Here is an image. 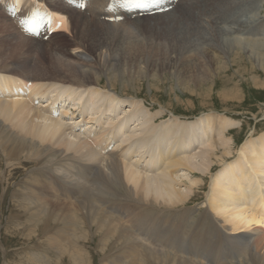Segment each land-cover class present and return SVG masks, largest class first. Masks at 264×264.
<instances>
[{
	"label": "bare ground",
	"instance_id": "bare-ground-1",
	"mask_svg": "<svg viewBox=\"0 0 264 264\" xmlns=\"http://www.w3.org/2000/svg\"><path fill=\"white\" fill-rule=\"evenodd\" d=\"M9 1L16 11L23 2ZM53 1L54 14L63 24L46 41L18 31L12 17L0 11V94L5 96L0 97V153L6 166L0 168V179L7 185L16 170L12 164L24 166L22 158L32 160L26 178L14 183L16 200L11 203L25 217L27 236L44 237L61 264L63 258L70 264H93L85 244L94 238L99 264H264V130L257 135L251 131L236 146L230 129L238 119L217 111L193 122L174 118L170 111L162 118L163 109L150 111L136 97L126 96L130 98L118 102L129 109L122 114L113 101L121 96L111 92L115 89L109 78V86H100L98 76L101 69L116 67L114 51L110 56L103 47L114 38L128 39L127 26L165 34L157 43L161 47L151 48L167 49L169 44L176 56L194 51L197 60L190 63L186 87L192 86L191 92L201 88L207 96L214 76L233 62L245 60L264 70V31L253 30L264 21L262 0L252 9L251 2L240 6V0H218L223 4L216 11L208 6L213 12L209 24L204 23L208 10L199 6L204 0H179L169 11L125 16L119 22L100 17L105 0H93V19L74 9L73 1V7ZM60 13L66 14V22ZM66 30L74 39L69 41L72 49L84 53L70 51L72 57L66 58L65 46L49 43ZM29 50L37 52L34 61L27 58ZM172 60L163 58L168 64ZM251 80L264 86L255 75ZM230 87L219 90L222 98L238 96L236 85ZM55 109L69 114L71 126L80 125L81 132L101 122L110 128L81 138L52 114ZM127 128L131 131L125 133ZM111 133H125L119 140L125 144L103 153L107 141L114 143ZM131 155L148 160L126 161ZM179 167L181 173H176ZM186 171L195 177L188 189L179 190L177 178ZM208 177L210 191L197 209L190 202L203 200L199 192ZM178 237L192 239L173 244ZM31 258L49 262L37 253Z\"/></svg>",
	"mask_w": 264,
	"mask_h": 264
},
{
	"label": "rangeland",
	"instance_id": "rangeland-1",
	"mask_svg": "<svg viewBox=\"0 0 264 264\" xmlns=\"http://www.w3.org/2000/svg\"><path fill=\"white\" fill-rule=\"evenodd\" d=\"M46 1L50 3V0H46ZM199 1L200 0H197L196 4ZM259 1L260 0L257 1L240 0L238 5L240 4V6H242L243 3L251 2L249 4L252 9L254 7L253 3L254 2L259 3ZM58 3H62V2H58ZM50 4L51 6L54 5V1L53 4L52 3ZM221 4L223 3L218 0H204L203 4L199 5L201 9L205 8L209 12L210 17H205L204 23L209 24L212 22L213 12L209 9L208 6H212L213 10L216 11ZM51 6L49 7L53 9ZM0 11H2L3 14H5L7 17H10L9 15H7L5 11L2 10L1 6H0ZM260 12L264 15V0H262V8ZM86 16L91 17L89 12L87 13ZM127 19L128 17L127 18L124 17V20ZM120 23L118 24L119 26L116 25V28H118V30L120 27ZM126 28L128 29L130 28L127 31L128 32L127 35L129 36L128 39L114 38L113 41L112 40L111 42L109 41L114 46L108 42L109 43L107 44L108 46L105 48L103 47V49L105 50L107 49L111 52L110 56H112L113 54L112 50L114 51L116 67L113 69L112 68L108 69L106 71L105 68L101 69L102 67L101 66L100 67L101 71L98 75L100 86H104V85L109 86L108 84V78H109L113 85L112 88L115 89V91H111V92L115 95L121 96L115 98L113 101L117 102L114 103V105L120 104L122 114L124 112L125 113L128 112L129 109H127V107H125V104H123L122 102L121 103L118 102L119 100L130 98L126 96L136 97L137 101L140 102V103L138 102V104L148 107L150 111L156 109H163L161 115L162 118H167L170 111L173 113L172 116L174 118L184 117L186 119H189V121L193 122L196 117L200 116L205 112H210L211 110L215 112L217 111L219 113H224L225 115L233 116L235 117L234 119L236 120L238 119V121L234 122V127L230 129V133H235L236 146L239 143H241L244 139H246L251 131H254L255 135H257L261 130H264V88H263L264 86L258 87L251 80V77L254 75L255 78L257 76V78L264 80V70L262 68H258V67L252 68V65L246 62L245 60L242 62H233L232 66H227L225 70H221L220 72H218V74H216V76H214L215 84L213 86V91L211 90L207 94V96L204 95L205 93L203 94L201 88L194 89V91L191 92L190 87L192 86H188V89L186 87L190 83L189 76L191 73L190 71L191 69L188 71L190 67V63L194 60H197L195 58L196 56L193 50L189 52H183L176 56L175 53H171L172 48H170L168 43H166L168 44L166 45L167 49L158 48V47L151 48V44L159 46L157 43L163 41V39L161 38L165 36V34H161V32L151 29L149 27L146 28L140 27L138 28V31L128 26ZM253 28L255 32L264 31V21L261 20L259 22V26L257 27L256 25ZM17 30L20 31L18 28ZM57 34L54 35L53 40L49 41V43L50 42L53 43V41H55L65 46L68 52V53L65 52V54L67 55L66 58L72 57L71 55H69L70 51L73 53H84L77 51V49L75 48L72 49L71 47L72 44L69 41L70 39L71 40L74 39L71 33L69 32V30L62 31ZM168 34L170 33L168 32ZM241 37L243 36L241 35ZM246 38L248 39V37ZM84 40L85 42H83V45L87 49L88 46H86L85 43H87L88 40L87 39ZM134 43H139V46L135 45ZM86 49L83 51H85L87 55L89 54L90 56H93V54L90 51H86ZM160 49L161 51H159ZM24 52L26 51L24 50ZM104 53L106 54V58H107L108 52L105 51ZM27 56L28 59L31 57L30 60L34 61L37 57V52H33V51L30 52L29 50V52H27ZM168 56L174 59L172 60L173 62L171 64L165 63L163 61V58ZM239 56L240 58H242L241 53ZM95 60L96 57L94 56L93 63ZM231 84L236 85V90H237L236 94L238 96L235 99L233 98V100L227 99L226 97L222 98L220 95L221 92L219 90L225 88L231 89L230 87ZM68 86H73V88L77 89V87L74 85H68ZM111 92H109V94H111ZM109 94L108 93L106 94L108 98H110ZM103 96L105 95L103 94ZM99 108L100 109L103 108V104H100ZM75 112L77 115L78 113L76 110L73 112V114L75 115ZM61 115L70 116L69 114H59L58 116ZM120 117L121 115H118L116 118H120ZM59 118L63 119V121L66 123L67 129L70 132H72L73 131L72 128L74 127L71 126L72 121L68 122L63 117H59ZM238 122L240 124H238ZM88 126H92V127H85V128L83 127V131H82L83 134L81 130L72 133L76 135L77 133H79L80 134L79 136L81 138L91 139L93 136L92 134L94 132H97L96 131L97 127L99 131L101 128H102L101 130H104L105 128L106 130H108V128H110L109 126H106L103 122L96 124H89ZM87 128L90 129V131H86L85 129ZM129 130L130 129L127 128V131H125V133H127ZM125 133H122L120 135L111 133L109 135L110 139H113L114 141L112 147L114 150L120 149L125 144V143H120L119 141L120 138L126 136ZM109 144L111 143L107 141L106 146H108ZM117 145L118 147H116ZM192 152H194V150ZM141 159L144 160V157H140L139 155L138 156L131 155L127 157L126 161L131 160L135 162L137 160L134 163L137 164L141 162ZM145 160H147V158H145ZM30 161H32L30 158H25V159L22 158V162L25 164L24 166L19 164L15 165V163L12 164L14 167H16V170L14 172L13 178L11 179L10 183H8L7 185L4 186L1 183V179H0V264H47V263L61 264L59 262V258L55 256V253L44 243L46 240L44 237H40L39 240L37 236L36 237L27 236L28 233L26 230H24L27 227V222L22 221L25 220L24 219L25 217L22 216V214H20L22 212L18 213L17 211L12 209L11 206V203H13V200L15 199L13 198L14 197L13 192H15V190H12L15 186L14 183L19 182L22 178H23L22 180L26 178V175H28L26 174L27 170L32 169L33 166V162ZM1 167L4 168L6 166L2 154L0 153V168ZM9 168L10 167L8 166L7 169ZM141 170L146 174H150L144 171L142 167ZM180 171H181V167H179V170L176 171V173H181ZM194 177L195 175H190L186 171L185 175L181 176L180 178L179 177L177 178L178 181L176 188L183 191L188 189L187 187L189 186V183L193 181ZM209 182L210 179L208 177V179L206 178L205 181L203 182V184H205V189H202L199 192L203 200L194 199L195 201L193 200L192 202H190V205L197 207V209L205 205L204 200H206L207 193L210 191ZM17 216L18 218H21V220H16ZM39 235H41V233H39ZM183 239L184 238L182 237H178L176 239L174 238V241L172 243L185 245L188 244L192 238H189L186 242H183ZM96 243L97 241L94 238L93 240H90L85 244L88 253L91 254V259L93 264H99L98 256H97L98 254L96 251L98 244L96 245ZM2 248L4 251L2 250ZM34 253H37L39 256L47 257L49 262L46 261L44 262L43 260H37L33 262L31 255ZM40 259H44V258H40ZM63 259H62L63 260L62 264L63 262L64 264H70L67 263V260L65 258Z\"/></svg>",
	"mask_w": 264,
	"mask_h": 264
},
{
	"label": "snow or ice",
	"instance_id": "snow-or-ice-1",
	"mask_svg": "<svg viewBox=\"0 0 264 264\" xmlns=\"http://www.w3.org/2000/svg\"><path fill=\"white\" fill-rule=\"evenodd\" d=\"M155 2V0H123V6L126 8H136V9H143L146 7L148 3ZM51 23V21H49ZM29 32H35V27H29Z\"/></svg>",
	"mask_w": 264,
	"mask_h": 264
}]
</instances>
